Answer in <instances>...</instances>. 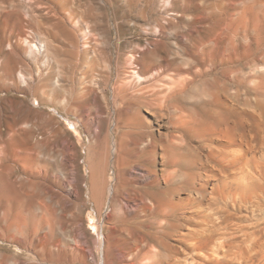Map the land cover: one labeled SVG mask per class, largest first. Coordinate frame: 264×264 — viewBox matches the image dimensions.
Returning a JSON list of instances; mask_svg holds the SVG:
<instances>
[{"label": "bare ground", "instance_id": "bare-ground-1", "mask_svg": "<svg viewBox=\"0 0 264 264\" xmlns=\"http://www.w3.org/2000/svg\"><path fill=\"white\" fill-rule=\"evenodd\" d=\"M203 2L228 13L227 27L238 18L226 40L249 42L154 49L143 64L132 58L129 78L139 95L130 94L131 80L117 86L127 114L114 149L110 200L135 223V242L161 246L152 256L160 264H264V0ZM30 136L23 131L8 144L27 178L11 180L17 169L0 161V192H13L10 224L16 227L48 220L45 199L58 198L53 189L60 180L49 182L48 150L30 144ZM8 170L13 174L6 177ZM99 245L105 257L103 234Z\"/></svg>", "mask_w": 264, "mask_h": 264}, {"label": "rangeland", "instance_id": "rangeland-1", "mask_svg": "<svg viewBox=\"0 0 264 264\" xmlns=\"http://www.w3.org/2000/svg\"><path fill=\"white\" fill-rule=\"evenodd\" d=\"M201 3L0 0V161L17 169L6 177L27 178L9 145L12 137L28 131L30 144L48 150L49 182L60 180L53 189L58 198L45 199L50 212L43 223L11 225L13 192L10 187L0 192V264H160L152 256L161 246L135 242V223L110 200L116 185L114 149L127 114L117 86L134 82L129 78L132 62H147L154 49L182 51L200 42L212 48L248 44L249 39L232 44L224 37L238 18L227 27L228 13ZM217 35L219 43L209 42ZM138 85L131 86L134 97ZM100 234L107 238L105 257ZM168 242L175 245L173 238Z\"/></svg>", "mask_w": 264, "mask_h": 264}]
</instances>
